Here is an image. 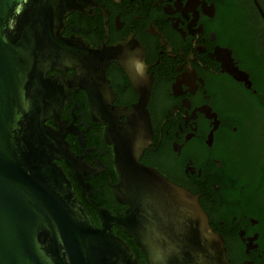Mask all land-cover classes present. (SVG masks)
Here are the masks:
<instances>
[{
    "label": "flooded vegetation",
    "instance_id": "1",
    "mask_svg": "<svg viewBox=\"0 0 264 264\" xmlns=\"http://www.w3.org/2000/svg\"><path fill=\"white\" fill-rule=\"evenodd\" d=\"M61 3L60 40L79 61L45 124L71 154V165L55 161L93 225L127 208L115 194L122 134L101 115L123 125L143 87L139 161L198 197L229 264H264V0ZM111 231L149 264L121 227Z\"/></svg>",
    "mask_w": 264,
    "mask_h": 264
},
{
    "label": "water",
    "instance_id": "2",
    "mask_svg": "<svg viewBox=\"0 0 264 264\" xmlns=\"http://www.w3.org/2000/svg\"><path fill=\"white\" fill-rule=\"evenodd\" d=\"M64 13L61 0H0V264H141L112 224L149 264H229L198 197L139 161L143 87L138 101L121 110L126 123L101 115L122 134L114 141L115 194L127 208L104 215L101 228L91 222L55 161L71 165V154L45 124L59 117L68 93L61 78L75 67L69 62L79 61L60 40ZM51 68L62 73L49 77Z\"/></svg>",
    "mask_w": 264,
    "mask_h": 264
},
{
    "label": "trees",
    "instance_id": "3",
    "mask_svg": "<svg viewBox=\"0 0 264 264\" xmlns=\"http://www.w3.org/2000/svg\"><path fill=\"white\" fill-rule=\"evenodd\" d=\"M135 255H136L137 259H138V255H139V254H135ZM138 261H139V259H138ZM139 262H140V261H139Z\"/></svg>",
    "mask_w": 264,
    "mask_h": 264
}]
</instances>
